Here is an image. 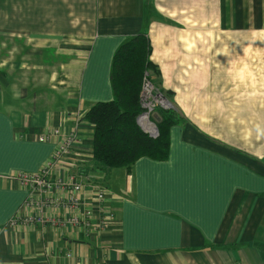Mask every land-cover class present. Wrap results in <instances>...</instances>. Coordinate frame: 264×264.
Instances as JSON below:
<instances>
[{
    "label": "crops",
    "instance_id": "1",
    "mask_svg": "<svg viewBox=\"0 0 264 264\" xmlns=\"http://www.w3.org/2000/svg\"><path fill=\"white\" fill-rule=\"evenodd\" d=\"M144 31L183 122L168 160L103 170L84 117L113 102L114 54ZM72 134L52 189L30 192L20 176ZM258 245L264 0H0V264H264Z\"/></svg>",
    "mask_w": 264,
    "mask_h": 264
},
{
    "label": "trees",
    "instance_id": "2",
    "mask_svg": "<svg viewBox=\"0 0 264 264\" xmlns=\"http://www.w3.org/2000/svg\"><path fill=\"white\" fill-rule=\"evenodd\" d=\"M149 40L144 31L122 43L111 66L113 102L94 104L84 117L95 128L92 155L95 164L103 170L131 169L142 158L168 160L171 128L183 122L171 108H160L155 117L157 138L139 128L143 78L146 73L151 77L152 72L157 73ZM256 247L264 256V246Z\"/></svg>",
    "mask_w": 264,
    "mask_h": 264
},
{
    "label": "built area",
    "instance_id": "3",
    "mask_svg": "<svg viewBox=\"0 0 264 264\" xmlns=\"http://www.w3.org/2000/svg\"><path fill=\"white\" fill-rule=\"evenodd\" d=\"M150 77V73H146L143 78L139 102L143 111L140 115H138L137 122L140 126L139 128H141L145 133L149 134L152 138H157L159 133L156 127L155 117L157 116L156 114L160 108H168L169 99L165 96L162 90L160 91V89L154 84ZM60 133V130H51L48 131V134L42 135L39 140L40 142H47L51 136H58ZM75 141V134L66 137L65 141L60 143L50 162L44 168H42L37 173L24 174L20 176V182L28 187L32 193H47L54 185L51 181H49V178L52 175V168H54L61 155L68 153L70 145ZM55 185L58 186V182H56ZM73 190L75 192L81 191L82 186L76 185L74 186ZM105 194L106 192L103 191V189L98 191V197L102 202L105 200ZM72 201L75 205L78 204L77 199L72 198ZM111 218L113 219L114 217L111 216ZM15 222L16 220L13 219L12 223L14 224Z\"/></svg>",
    "mask_w": 264,
    "mask_h": 264
},
{
    "label": "rangeland",
    "instance_id": "4",
    "mask_svg": "<svg viewBox=\"0 0 264 264\" xmlns=\"http://www.w3.org/2000/svg\"><path fill=\"white\" fill-rule=\"evenodd\" d=\"M169 102V106H168V108H166V109H172V110H174V112H176V110L174 109V107L172 106V103L170 102V100L168 101ZM176 114V113H175ZM179 116V115H178ZM182 119V118H181Z\"/></svg>",
    "mask_w": 264,
    "mask_h": 264
}]
</instances>
